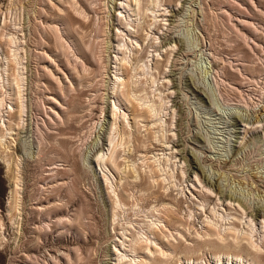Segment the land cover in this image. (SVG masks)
I'll list each match as a JSON object with an SVG mask.
<instances>
[{"label": "rangeland", "instance_id": "obj_1", "mask_svg": "<svg viewBox=\"0 0 264 264\" xmlns=\"http://www.w3.org/2000/svg\"><path fill=\"white\" fill-rule=\"evenodd\" d=\"M123 3V0H0L2 133L4 125H13L12 131L1 138L4 141H0V264H115L114 249L119 248L125 257L134 255L127 250V245L121 246L124 238L130 237V232H136L138 227L155 220L158 215L162 217L158 224H164L166 210L157 206V200H151L153 197L146 196L151 190L145 188L141 192L139 188L129 186L123 191L122 180L118 182L114 171L101 170L96 162H91L99 148L107 156L106 139L114 132V127H120L121 120L127 130L134 129H129L130 124H126L129 112L110 93L114 75L119 73L115 69L116 57L120 58V52L116 51L117 41L127 47L123 48L131 57H127L129 63L147 65L150 69L145 66L146 71H155L157 83L153 89L157 85L163 97L169 94L165 100L169 108L165 114V128L169 129L166 134L170 136L178 129L175 128L177 112L173 111L175 106L171 107L176 87L172 88L171 75H167L175 73L178 89L182 92L177 97L183 111L182 127L185 126L184 131H190L184 133L188 136L197 133L204 139L192 147L205 176L216 182L218 190L224 191L225 195L232 194L246 206L244 210L233 206L232 203L237 201L229 203V199L224 200L220 193L217 194V189L203 179L197 181L200 176L197 169V176L190 172L186 177L188 172L185 175L182 169L186 170L185 161L182 162L176 148L154 151L159 152L163 160L171 152L175 156L171 157L175 163L172 168L167 166L169 170L173 169L174 173L169 172L175 176L170 178L171 192L175 195L180 191L176 196L187 200L178 219L184 222L182 218L190 213L193 218L189 217L188 221L202 232L201 220L206 215L211 216L210 210L214 207V211L228 219L242 218L239 228L244 226L246 230V222H251L254 239L260 237L257 240L260 243L255 242L264 252L261 242L264 214L262 216L261 211L253 221L248 214L250 208L264 209V0H156L154 9L159 30L152 24L153 27L147 26L145 31L139 25L146 26L144 22L151 15L135 17L129 9L122 7ZM67 14L79 22H90V27L83 29L75 21L70 24L66 20ZM115 14L121 15L119 19ZM123 22L129 25L124 26ZM168 22L171 24L166 25ZM127 27L134 31H127ZM115 32L121 36L117 37ZM10 35H14L15 42L16 38L18 40V44H14L15 47L18 45L16 58L19 64L8 62L12 72L8 70L7 77L12 80L10 73L13 70L14 75L16 71L20 72L17 79H22L19 80L22 100H19L23 105L20 118L14 116L12 120L7 117L8 112L16 110L15 100L18 99L15 84H7L3 59L4 54L11 58L9 45L12 48V44L8 45L7 40ZM172 38L176 39V44L170 41ZM165 40L170 44L162 46ZM146 42H154V46L145 50L139 45ZM79 46L85 50L93 48L91 60L94 66L85 63L78 53ZM177 46L184 47L180 51ZM158 58L165 71L161 76L154 68ZM191 81L200 87L203 95L197 97L190 91L188 84H192ZM113 104L118 106L114 110L119 112L116 120L119 124L110 126L113 124L105 111ZM122 113L127 114V119ZM172 144L169 141L167 148ZM7 145L11 147L9 151L16 152L8 162L4 157L8 149L3 151ZM117 149L121 155L116 156V161L121 162L127 151L122 145ZM139 155H135L134 168L146 169L145 165L152 160L142 161ZM120 167L123 169V165H119V170ZM252 184H257V191ZM10 187L13 191L11 199L8 196ZM158 190L165 193L163 189ZM114 191L125 194L129 205L126 202L123 208L114 206ZM203 194H209L210 200ZM133 198L141 201L136 202ZM188 203L190 212L187 211ZM193 243L188 238L185 244L193 246ZM204 247L200 248V253L198 250L193 252L194 259L200 257L197 264H218L211 254L214 249ZM179 254L180 261L186 264V255ZM177 259H171L170 264H178ZM222 260L221 264H239L235 260ZM260 264H264V260Z\"/></svg>", "mask_w": 264, "mask_h": 264}, {"label": "bare ground", "instance_id": "obj_2", "mask_svg": "<svg viewBox=\"0 0 264 264\" xmlns=\"http://www.w3.org/2000/svg\"><path fill=\"white\" fill-rule=\"evenodd\" d=\"M123 1H124V3H123L122 7L124 9L125 8L129 9L133 13V15H135V17L142 15L144 18H146V17H150V15H151V18H149L147 21H145V19L143 18L145 21L144 23H146V26L145 25H139V26H141L140 27L141 29L144 30L147 26L151 27L150 25L153 24L154 28L159 30L160 24L156 25L158 21H156L157 19H156V14H155V9H154V6H156V0H123ZM158 1H161V0H158ZM113 3L115 4V1ZM117 14H115V17H118V16H116ZM113 15H114V13H113ZM169 15H171V14H169ZM120 16L121 15H119V17ZM162 16H163V14H162ZM119 17L117 19H119ZM66 20L70 24L73 23L74 21L79 22V20H77V18H75L71 14H67ZM169 20L173 21V19H169ZM172 21H170V22H172ZM79 23L81 25V28H83V29H87L91 25L90 22L88 24L83 23V22H79ZM123 23H124V26L129 25V24H127V22H123ZM169 24H171V23L168 22V24H166V25H169ZM130 27H133V26H130ZM130 27H127V31H134ZM136 31H138V29H136ZM166 31H167V27H166ZM165 33L166 32H164V35H165ZM137 34L139 37V33H137ZM114 35H116L117 37L121 36L120 34L118 36V34L116 32ZM12 36H14V35H12ZM12 36L11 35L7 36L8 45L12 44V48H11V45H9V51L11 52V58H8V56H7L8 54L7 55L4 54L3 59L6 63V65H5L6 68L4 69V71H5V75H6L7 84L11 85L13 82L16 86L15 97L18 100H15L16 101L15 102L16 110L13 109V110H11L12 112H8L9 116H7V117L9 119H11L12 117L14 118V116H16L17 118H20V113L23 112V111H21L23 108L22 107L23 105H21L22 103H20V100H22V99L20 98L21 95H19V85H20L19 80H22V79H19V80L17 79V77H18L17 75L20 72L18 73V71H16V74L14 75L13 74L14 70H13V73H10V75H9L10 77H12V80L11 79L9 80L7 77L8 70H11L10 67L8 69V62H10L9 64H11V62H12V64H14V65L19 64V62L17 60L18 58H16V53L18 51V47H17L18 45L16 46L17 47L16 48L15 44H14L18 40L16 38V42H15L14 41L15 38L13 39ZM141 37H142V35H141ZM144 39L145 38L143 36L142 42L145 41ZM119 41H120V39H119ZM170 41H172V43L175 42V44H176L175 38L174 39L172 38ZM170 41L167 42L165 40V42L162 44V46H164L166 44H170ZM16 44H18V43H16ZM135 44H137V41ZM125 45H127V44L125 43ZM139 45L142 48H144L145 50H147L148 47H150V49H151V47L154 46V42H146V44L144 43L143 46H142V44H139ZM123 47H124V44L122 43L119 45V43L117 41V50L116 51L120 52V58L116 57L117 60H116L115 64H116L117 68H115V69L117 72L119 71V73H115V75H114V80H113L112 87L110 88V93L115 96V98L119 102V104H122V106H124V108L127 109L130 116H129V121L127 120L126 124H127V126L130 124L129 129L130 128H134V129H133V131H131V129L127 130L125 128V124H123L122 120H121L120 127H118V128L114 127V132L109 134L111 136L108 135V137L106 139L108 142V147H107L108 154H107V156L99 148L95 152V154L93 155L91 162L92 161L96 162L101 170H102V168L105 170L107 169L111 173H112V171H114L113 173L114 174L116 173L115 175H117L118 182H119V180H122L121 185H122L123 191H124V189H126L129 186L139 188L140 191L145 189V188H147L149 191L151 190L150 192L148 191L149 193L146 196H148L149 199L151 197H153V199H151V200H157L156 205L157 206H158V204L161 205L166 210L165 211L166 215H165L164 224H161V226L158 223H161L160 221H162L161 220L162 217H159V215H158V217L155 220H150V221L148 220L149 222L138 227V230H136V232H134V233L130 232V234H129L130 237H125L124 240L121 242V246L125 247V245H127L126 246L127 250H129L130 253H134V255H131L129 257H127V256L125 257V254H122L118 251L119 248L114 249L113 251H114L115 256H116V263L115 264H170L174 258H178L177 259L178 264H184L183 261L182 262L180 261L181 256L179 253H181V255H183V254L186 255V256L183 255L184 261L186 260V264L187 263L188 264L189 263L190 264L191 263L197 264L198 263L197 261L200 259V257L195 258L196 259L195 260L192 256V255H194L193 252H195L196 250H198V252L199 251L202 252V250H200V248L202 249V247H204V246L205 247L208 246L210 249L212 248V250L214 249L213 253L211 251L210 252H211V254H213V257L216 259V262L218 264H221V261H223L222 259H224V258L231 260V262L232 261L234 262V260H235L236 263L238 262L239 264H242L245 262H247V264H260L264 260V252L262 253V250H261L262 248L258 245V243H260V242H258L257 240L260 237H258V239H254L256 237H253L255 235L252 234V232H254V231L251 228L252 225L250 226L251 222L250 223L246 222L247 223L246 224V226H247L246 230H245L244 226H242V228H239V224L242 221L241 220L242 218H236L234 216V217L228 219V218L224 217L223 215H220L221 213L219 214L218 213L219 211L218 212L214 211V207L210 210V214H212L211 215L212 217L209 215H206V218L201 220V223H203V228H204L202 230V232H199L197 230V228L194 227L195 224L193 222L188 221L189 217L193 218L192 217L193 215L191 216L190 213L185 212L187 214V217L185 216L186 217L185 219L182 218L183 220H185L184 222H182L178 219V217L181 215V214L179 215V212L182 213L184 211L183 203L187 202V200L186 199L183 200L181 196H179V197L176 196L177 193L178 194L180 193V191H178L179 188L177 189L178 192L175 195H173V193L171 192L172 191L171 187L173 186L172 185L173 183L171 182L170 178L173 176L172 174L174 172L172 171L173 169L169 170L167 168V166L168 165L171 166L172 164H175L174 162L171 161L172 160L171 157L175 158V156H173L172 152H171L170 156H168L169 154L167 155V157L163 156L164 157V160H163V159H160V157H159L160 153L159 152L156 153L154 151H160V152L162 151L163 152L167 149H170L169 151H171L172 149L174 150V148H176L175 151H177L179 153L180 157L182 158L181 159L182 162L184 163V161H185L186 170L184 168H182V169H183V174L186 175V172H188V176H186V177H189L190 172H193L197 176V173L195 171V169H197L200 173L199 174L200 176H197V179H198L197 181H201V179H203L205 181V183L209 184V186L217 189V191H216L217 194L220 193L221 197H223L224 200L229 199L228 200L229 203L232 200L237 201L236 203H232L233 206H238L241 208V210H244V207L246 208V206L241 200L234 198L232 194H231L232 196L229 195L230 193L225 195L223 193L224 191L222 192V190H218V186H216V182L210 181L205 176L204 171H203L204 169L202 168V164H200V162H199V157L194 151V148H193L194 146L192 147V145L196 146L198 143H201V140L203 138H201V136H199L197 133L191 134L188 136L187 133H189L190 131H188L189 129H187V126H186L187 131L185 130L187 132L186 133L187 136H184L186 134L184 133L185 132L184 131L185 126L182 127V125H183L182 124L183 111H182L180 104L178 103L179 101H177V97H178V94L180 91L178 89V79H177V77H175V73L171 74V72H170L167 75V76L171 75V78L169 77L170 81L169 80L168 81H169V83L171 82L172 88L176 87V90L173 92V93H175V95L173 96L171 107L175 106L174 107L175 109L173 111L176 110V112H177V121H176L175 128L176 129L178 128V129H177L176 134H172L174 136H170V135L166 134L167 131H169V129L166 130V128H165V123L167 122V120H165V116H166L165 114H166V111L168 108L167 102L165 100L168 98L169 94L166 97H163L161 95L162 90L157 85H156L157 88L153 89L154 83L157 81L156 75H155V73H153L155 71H153V72L146 71L145 66L147 68V65H145V66L139 65V64L135 65V63L133 64L130 61V63L133 64L134 66L131 65L129 63L130 59L127 60V57H130V55H126V52L124 49L127 47L126 46L124 48ZM141 47H140V49H141ZM182 47H184V46H180V47L177 46V49L180 50V49H182ZM107 50H108V48H107ZM154 51H157V50H154ZM180 51H182V50H180ZM146 52H148V51H146ZM78 53L82 56V58L84 59L85 63L88 64V66L89 65L94 66V63L91 60L92 59L91 54H93V48H90L89 50H85V48L79 46L78 47ZM131 60H136V59H131ZM138 60H136V61H138ZM159 63L160 62H159V58H158V59H156V61L154 63V68H156L157 70L153 68L154 70H156L158 75H160L161 73H165V71L161 68L162 65H160ZM93 69L91 70L92 72H93ZM149 69L150 68H147V70H149ZM11 72H12V70H11ZM84 79H85V77H84ZM87 80H88V77L86 76L85 81H87ZM180 85H179V87H180ZM188 86H189L188 88H190V91L193 94H195L197 97H199L200 95H203L202 91L199 89L200 87L198 88V86L195 83L192 82V84H190V85L188 84ZM180 93H182V92H180ZM19 98H20V100H19ZM1 103L2 102L0 100V104ZM114 106H115V104L112 105V108H110L109 111L107 108L105 111L106 112L105 115L108 117V114H109V117L111 119L110 124H113L110 126H115L114 124L116 122H118L116 120L118 119V113L119 112L116 113L114 110L118 106H116V107H114ZM124 115L125 114L122 113V117H124ZM126 115H125V117H126ZM0 118H1V116H0ZM126 119H127V117H126ZM2 124H3V121L0 122V128H1ZM10 124H8V126L4 125V129H3L4 132L3 133H2V128L0 129V141L3 140V139H1L3 137V135L6 132L8 133V131L13 128L12 127L13 125L11 126ZM16 124H17V122H16ZM118 124H119V122H118ZM17 126H18V124H17ZM141 128L144 129L143 130L144 133L141 131ZM141 133H143V135ZM174 137H176V139ZM169 141H172L173 144L170 148H167ZM1 144H2V142H1ZM121 145L123 146V150H124V146H125V148H126L125 150L127 151V155L122 157V161L120 160L121 162H118L119 160L116 161V156L121 155V153L117 149V147L119 148V146L121 147ZM0 147H1V145H0ZM5 148L8 149V151H5L6 154L4 155V157L6 156L5 161L8 162L9 158L12 159V157L14 155L16 156V152L15 151H9V148H11V147H9L8 145L3 148V151L5 150ZM147 153H151V155H149ZM137 154L138 155L140 154L138 156V158L142 159V161L145 160V162H146L148 158H149L148 160H150V159L152 160L151 163L147 164L149 161L146 163L147 164V165H145L147 167L146 169H145V167L141 168V166H139V167L137 166L138 168H136V167L134 168V163L136 160L135 158H137V157H135V155H137ZM147 155H149V156H147ZM188 155H190L191 157L189 158ZM103 156H104V158H103ZM181 160H179V161L181 162ZM170 162H172V163L170 164ZM201 162H202V160H201ZM141 163L144 165V162H141ZM7 164H9V163H7ZM225 164H226V162H224L223 166H225ZM119 165H123V169H121V167H120L121 170H119ZM124 167L127 168V169H125V171H124ZM219 167H221V165ZM169 168H172V166ZM218 170H220V169H218ZM169 171L170 172L172 171L173 173H170ZM222 172H224V171H222ZM173 177H175V176H173ZM176 177H177V175H176ZM248 178H249V175H248ZM250 179H251V177H250ZM146 181L149 182V183H147L148 187H147ZM250 181H252V180H250ZM170 183H172V184H170ZM256 185L257 184H255L253 186L256 188ZM177 186H178V184H177ZM117 187H118V185H117ZM155 187H157V190H154ZM214 188H212V189H214ZM158 189H163V192H165V193H162V191H159ZM11 191H12V188L10 187V190L8 191L9 197H10V195L12 196ZM256 191H257V188H256ZM182 192H183V190H182ZM113 194H114V199H113L112 204L114 206L122 207V206H124V204H126V202H127V205H129V202L126 200V198L124 196L125 194H122V192L121 193L119 192V194H118L115 191ZM182 195H183V193H182ZM203 195H204V198H207V200L208 199L210 200L209 194H203ZM215 195H216V193H215ZM126 197H127V195H126ZM148 197H147V199H148ZM11 198L12 197H10L9 199H11ZM9 199H8V201H9ZM133 199H134V201L138 200L136 198H133ZM138 201H141V200L139 199ZM138 201H136V202H138ZM131 203L133 205V201ZM203 203H204V201H203ZM135 204H137V203H135ZM152 206H153V208H155L154 205H152ZM187 208H186L187 211L189 209L191 210L189 203L187 204ZM198 208H201V206L199 205ZM202 208L204 209V206H202ZM154 210H157V209L155 208ZM249 210H250V212L248 214H250V216L252 217V220L250 219L251 221L255 220V218H257V215L259 213H261V211H262V216L264 214V209L261 210V209H258L255 207L253 209L250 208ZM245 211H247V210H245ZM188 212H190V211H188ZM204 212H205V214H207L206 210H204ZM200 217H201V215H200ZM172 230H174L176 233H174ZM262 233H263V236L261 238V242H262V246H263L264 245V232H263V230H262ZM168 235L170 238H168ZM176 235H178V237ZM177 238L179 239L178 241H176ZM188 238H190L193 242H195V243H193L195 245L187 246V244H185V243L187 242ZM173 240H175L176 242H174ZM124 241H127V244H123ZM255 241H257L258 243H256ZM163 246L164 247L166 246L165 247L166 249H163ZM168 250L170 252H168ZM198 252H197V254H198ZM138 253H140V254H138ZM172 253L174 255H171ZM136 257H137V260H136Z\"/></svg>", "mask_w": 264, "mask_h": 264}]
</instances>
